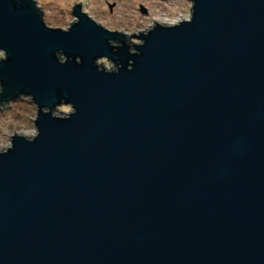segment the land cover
Listing matches in <instances>:
<instances>
[{
    "label": "water",
    "instance_id": "1",
    "mask_svg": "<svg viewBox=\"0 0 264 264\" xmlns=\"http://www.w3.org/2000/svg\"><path fill=\"white\" fill-rule=\"evenodd\" d=\"M124 36L0 0V264H264V0Z\"/></svg>",
    "mask_w": 264,
    "mask_h": 264
},
{
    "label": "rangeland",
    "instance_id": "2",
    "mask_svg": "<svg viewBox=\"0 0 264 264\" xmlns=\"http://www.w3.org/2000/svg\"><path fill=\"white\" fill-rule=\"evenodd\" d=\"M43 12L44 24L65 29L75 21L71 8L79 3L80 11L106 30L118 29L127 36L150 29L152 22L172 25L190 15V0H33ZM109 6L111 11L109 12ZM29 98L21 97L0 111V151L9 145V138L19 132L24 136L35 133L30 121L35 114Z\"/></svg>",
    "mask_w": 264,
    "mask_h": 264
},
{
    "label": "flooded vegetation",
    "instance_id": "3",
    "mask_svg": "<svg viewBox=\"0 0 264 264\" xmlns=\"http://www.w3.org/2000/svg\"><path fill=\"white\" fill-rule=\"evenodd\" d=\"M80 6V5H79ZM111 7L112 6H109L108 8H109V12L111 11ZM39 9V8H38ZM40 10V9H39ZM41 11V10H40ZM42 12V11H41ZM92 20V19H91ZM42 21H43V12H42ZM94 21V20H93ZM44 22V21H43ZM47 26V25H46ZM48 27V26H47ZM66 29V28H65ZM108 31H111V32H117V33H121V34H123L124 36H126V37H129V36H127L126 34H124V33H122L120 30H118V29H109ZM4 109H2V108H0V111H3Z\"/></svg>",
    "mask_w": 264,
    "mask_h": 264
},
{
    "label": "clouds",
    "instance_id": "4",
    "mask_svg": "<svg viewBox=\"0 0 264 264\" xmlns=\"http://www.w3.org/2000/svg\"><path fill=\"white\" fill-rule=\"evenodd\" d=\"M4 54L2 52H0V56H3Z\"/></svg>",
    "mask_w": 264,
    "mask_h": 264
},
{
    "label": "bare ground",
    "instance_id": "5",
    "mask_svg": "<svg viewBox=\"0 0 264 264\" xmlns=\"http://www.w3.org/2000/svg\"><path fill=\"white\" fill-rule=\"evenodd\" d=\"M162 25V24H161Z\"/></svg>",
    "mask_w": 264,
    "mask_h": 264
}]
</instances>
